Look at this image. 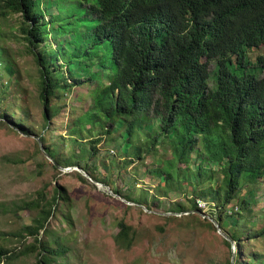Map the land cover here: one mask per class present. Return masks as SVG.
Here are the masks:
<instances>
[{"label": "trees", "instance_id": "16d2710c", "mask_svg": "<svg viewBox=\"0 0 264 264\" xmlns=\"http://www.w3.org/2000/svg\"><path fill=\"white\" fill-rule=\"evenodd\" d=\"M15 14L22 16L28 52L39 66L47 130L41 141L49 142L57 128L52 120L70 108L67 132L57 137L62 145L45 146L52 165L80 166L147 208L149 195L193 192L171 207L190 211L193 221L203 219L201 201L215 202L210 216L231 240L244 243V254L224 264H264V56L254 63L249 58L250 51L264 49V0H0V118H13L30 133L26 117L17 114H27L18 97L6 102L20 73L9 39L19 37L2 23ZM48 37L55 47L44 44ZM82 65L85 77L75 71ZM102 142L117 146L120 157L100 154ZM65 145L71 146L68 156ZM149 158L145 173L154 188L137 194L136 177L128 192L114 187V176L126 177L132 165L130 171L139 172ZM38 194L12 208L36 215L18 230L0 231V264L33 255L34 264H73L72 244L48 223L64 191L56 186L50 198ZM119 226L116 241L129 249L136 230L125 220ZM10 236L22 247L2 242ZM231 240L225 239L230 249Z\"/></svg>", "mask_w": 264, "mask_h": 264}, {"label": "rangeland", "instance_id": "374dc122", "mask_svg": "<svg viewBox=\"0 0 264 264\" xmlns=\"http://www.w3.org/2000/svg\"><path fill=\"white\" fill-rule=\"evenodd\" d=\"M52 4L53 1L49 3L50 10L56 13L57 6ZM45 17L49 18V15ZM21 20V14H15L2 23L6 30L15 31L19 37L9 39L11 50L18 60L20 73L17 71L18 79L15 75L11 94L7 95L6 102L13 104L14 94L18 97L27 114L22 110H17V114L22 113L26 117L31 132L19 130L12 123L13 118L6 121L0 118V231L12 232L21 228L23 224L31 223L36 215L35 211L24 209L16 213L12 208L24 200L36 199L40 191L50 198L54 188L59 186L65 197L61 198L48 223L50 228L72 244L73 264H224L230 258L234 261L241 252L244 254V243L231 240L227 234L231 240L230 249L225 241L226 236L219 228L210 225L209 222H212L210 213L216 206L215 202L201 201L199 206L202 209L197 214L203 219L193 221L190 211L171 210L174 202L185 201L187 196H193V192L186 191L187 194L184 195L159 199L149 195L150 208H147L145 204L123 200L111 193L106 186L96 185L87 177L84 181L81 178L84 174L79 166L56 168L52 165L51 157L44 153L45 146L52 142L62 145L63 142L58 141L57 137L67 132L64 122L70 115V108H63L62 116L52 120V124L55 123L57 128L51 132L53 137L49 142L41 141L42 132L47 130L43 129L44 104L38 83L39 66L34 56L28 52L27 40L23 37L25 33L20 27ZM46 41L44 44L48 47H55L57 44L53 37H48ZM259 55L264 56V49L250 51L249 58L254 63ZM215 67L216 63L212 62L210 67L212 72ZM75 71L84 77L88 73L84 65L76 67ZM76 94L78 96V93ZM65 148L63 153L68 156L71 146L65 145ZM98 148L102 155L118 152L117 146L107 147L103 142ZM117 156L120 157V153H117ZM99 160L97 167H100L99 171L104 172ZM150 165L151 158L147 163L139 164V172L135 171L136 173L130 171L134 165L130 166L126 177L124 175L113 177L114 187H120L124 192H128L130 190L128 181L136 177L137 194L143 189L154 188L150 176L145 173ZM150 190L153 194V189ZM231 205L234 203L228 206ZM261 206L262 201L256 208ZM6 207L10 210L4 211ZM67 215L69 219H65L64 216ZM121 220H125L136 230L135 243L129 249L121 247L116 241ZM43 234L44 232L41 235ZM32 241V237L28 238V243ZM2 242L10 248L22 247L19 239L13 236ZM252 244L253 241L248 247L250 251L253 248ZM35 260L36 257L33 255L22 257L13 264H34Z\"/></svg>", "mask_w": 264, "mask_h": 264}, {"label": "water", "instance_id": "95a60500", "mask_svg": "<svg viewBox=\"0 0 264 264\" xmlns=\"http://www.w3.org/2000/svg\"><path fill=\"white\" fill-rule=\"evenodd\" d=\"M59 166H60V165H58V167H59ZM79 167H80V166H79ZM80 169H81V172L84 174V176L87 177V178H89V179L92 180L93 182H95L96 185H104V186H106V187L111 191V193H113V194L116 195V196H120L123 200H126V199H125L124 197H122L120 194L115 193V192L113 191V189L111 188L110 185H108V184H106V183H103V182H101V181H99V180L93 178V177H92L87 171H85L83 168L80 167ZM126 201H127V200H126ZM210 218H211L212 222H214L215 226H216L217 228H219L220 232L223 233V234L226 236L227 239H229V237H227V236H228L227 233L224 232V230L221 228L220 223H219L217 220H215L214 218H212V217H210Z\"/></svg>", "mask_w": 264, "mask_h": 264}, {"label": "bare ground", "instance_id": "6f19581e", "mask_svg": "<svg viewBox=\"0 0 264 264\" xmlns=\"http://www.w3.org/2000/svg\"><path fill=\"white\" fill-rule=\"evenodd\" d=\"M99 186L103 187L102 185H99Z\"/></svg>", "mask_w": 264, "mask_h": 264}]
</instances>
